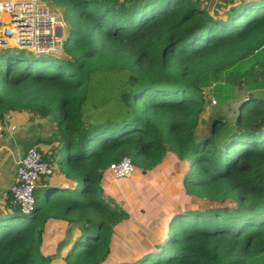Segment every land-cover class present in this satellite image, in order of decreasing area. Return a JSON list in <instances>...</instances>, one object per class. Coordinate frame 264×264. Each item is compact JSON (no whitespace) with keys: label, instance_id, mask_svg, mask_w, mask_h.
<instances>
[{"label":"trees","instance_id":"1","mask_svg":"<svg viewBox=\"0 0 264 264\" xmlns=\"http://www.w3.org/2000/svg\"><path fill=\"white\" fill-rule=\"evenodd\" d=\"M43 1L62 11L66 57L1 50L0 122L13 111L54 121L51 161L77 188L41 178L32 215L0 216V264H264V99L249 94L264 90V0ZM115 71L130 73L128 106L127 77L105 75ZM239 91L231 122L222 110ZM211 96L220 107L203 136ZM124 158L137 182L160 172L135 206L157 217L150 230L105 199ZM128 179L134 204L142 192Z\"/></svg>","mask_w":264,"mask_h":264},{"label":"built area","instance_id":"2","mask_svg":"<svg viewBox=\"0 0 264 264\" xmlns=\"http://www.w3.org/2000/svg\"><path fill=\"white\" fill-rule=\"evenodd\" d=\"M6 14L4 30L0 35V49H11L9 41L15 48L29 51L36 55H56L62 49L65 40L61 37L60 28L64 23L61 16L42 0L3 1L0 0L1 16ZM214 104L217 101L211 98ZM7 117L0 122V137L12 134L17 127L7 124ZM53 164L46 160L38 148L28 149L19 162L17 175L10 188V201L22 215H32L36 208L35 191L41 178H49L55 174ZM109 172L114 180H124L132 176L134 167L131 159L124 158L113 163Z\"/></svg>","mask_w":264,"mask_h":264},{"label":"crops","instance_id":"3","mask_svg":"<svg viewBox=\"0 0 264 264\" xmlns=\"http://www.w3.org/2000/svg\"><path fill=\"white\" fill-rule=\"evenodd\" d=\"M3 1L17 2V1H25V0H3ZM46 3L49 4L48 2ZM49 6L52 7L50 4ZM53 9L62 18V11L58 8H53ZM5 16L7 15L4 14L1 16L2 18L0 23V30L2 31V33L4 30L5 22H8V20H5ZM60 34L63 40H66L68 34V27L63 25V27L60 28ZM13 46H14V42H12L11 49H17ZM58 50H59L58 56L60 55L61 57H66V55L63 54V49H58ZM256 91H264V90H256ZM89 112H90L89 116L96 117V115L100 111L96 108H92ZM6 115H8L7 124L10 126L17 127V131L12 134L9 133L4 135L3 137H0V216H11V214H13V210L9 208V203L11 202L10 188L15 181L19 162L23 159L28 149L32 147L38 148L39 151L43 154V156L51 164L54 165L56 172H58L59 175H54L51 177V184H53L54 186H60L61 188L64 189L71 188V190H75L77 188V184H74L70 187L68 183L63 182L62 179L63 175L59 173L58 165L55 162L51 161L52 160L51 156L53 155L57 156L62 147V145L59 142L60 134L57 131L54 121H52L50 118L41 117L37 113H31L28 111H23V112L13 111ZM90 119H92V117ZM109 179L110 181H114L111 178ZM115 181H119V180H115ZM108 187H109L108 183L103 185L106 196L107 193L109 192ZM121 194H122L121 192H119L118 194L114 193V199L116 201L121 199L122 197Z\"/></svg>","mask_w":264,"mask_h":264},{"label":"rangeland","instance_id":"4","mask_svg":"<svg viewBox=\"0 0 264 264\" xmlns=\"http://www.w3.org/2000/svg\"><path fill=\"white\" fill-rule=\"evenodd\" d=\"M247 19H245L244 20V22L246 21ZM242 22H243V20H242ZM2 26V25H1ZM1 33H2V31L0 30V35H1ZM10 45V44H9ZM12 46V45H11ZM1 50H3V49H0V51ZM14 52L15 53H17V55H21V56H23V57H31V56H37L36 54H34V53H32V52H29V51H21V50H18V49H15L14 50ZM57 55H54V56H57V57H60V58H65V57H61L60 55L58 56V54H59V50L57 51V53H56ZM64 54V53H63ZM106 76H108L109 75V77L111 78V79H113V80H116L117 81V85H120V84H122L125 80H127L128 79V77L130 76V73L129 72H127V71H125V72H121V71H115V72H109V73H107V74H105ZM125 77H127L125 80H124V78ZM128 82V83H127ZM126 84L127 85H125L124 86V88L122 89L121 88V90H120V94H121V101H122V103H123V105H127L128 106V104H130L131 103V98H132V88H131V86L133 87L134 85H133V83L131 84V82L130 81H126ZM212 88L213 87H211L210 89H208V90H210V91H213L212 90ZM208 92V94H209V91H207ZM211 94H213V93H211ZM249 94H252L253 96H255L256 98H261V99H264V91H252V92H249ZM215 96V95H214ZM214 96H211L209 99L211 100V98H214L216 101H217V104H214L213 102H212V100H211V106H209L208 108H207V110H206V112L203 114V116H202V119L200 120V122H199V127L201 128V132L203 133V136H206V135H208L209 134V126H208V122H209V120H210V118H211V110H218L219 109V107H220V104H219V101L217 100V98L216 97H214ZM242 98H245V94H244V92H241V91H239V92H236V94H235V96H234V99H232V100H230L224 107H223V110H222V113L223 114H225V115H228L230 118H231V122H233V112L231 113V111L229 112V107L231 108V107H234L235 106V104H237ZM236 100H238L237 102H236ZM125 103V104H124ZM122 108H123V106H122ZM114 111H116V110H114V109H112V110H109V112L107 113V115H109L110 113H114ZM120 111H122V109L120 110ZM105 111H100V115H98L99 117H101V118H105V119H107L105 116H107V115H105V113H104ZM119 113V112H118ZM113 115V114H112ZM233 118V119H232ZM87 126H88V124H87ZM159 175H160V172L158 171V172H151V173H149V174H147V175H145L144 176V178L143 179H140L138 182L134 179V178H132V177H134V174L130 177V179H131V182H130V184H129V186H132V185H137V187H138V190L139 191H141L142 193L140 194L141 195V197L138 195V194H135V200H134V204L133 203H131V201L129 200V199H127V195H126V191L127 192H129V188L127 187V184H128V182H129V179H125V180H119V181H115L113 178H112V176H111V174L110 173H108V176H107V183H108V189H109V192L107 193V196L105 195V199L107 200V201H110V199H112V201H115V199H114V193L115 194H118L119 192H121L122 194V197H121V199H119V200H117V201H115V202H117L119 205H121V206H123L124 207V209L126 210V211H128V212H130L131 214H133V216H134V218H135V221H134V225H136L137 227L140 225L142 228H143V230H147V229H149L150 230V228H154L155 226H153L152 227V225H151V222L150 221H148V219L149 218H151L152 219V222H155V220H156V218L157 217H155L154 215H151V216H148L147 214H146V211H145V209H143V208H140L141 206H139V208L137 209V211H136V204L138 205L139 203H145L146 202V200L149 198V195H151L152 194V192L154 191V190H152V188H156L157 187V179H158V177H159ZM109 178H111L112 180H114V181H110V179ZM156 179V180H155ZM155 180V182H154V184H152V182ZM152 187V188H151ZM127 188V189H126ZM105 190V189H104ZM131 197H132V195H131ZM140 197V198H139ZM168 202L170 203V204H173V202H174V200H173V198H171V197H169L168 199ZM188 202L190 201V198H187L186 199ZM185 203V202H184ZM157 204V203H156ZM161 208H165V206L164 205H162L161 206ZM155 212H156V214H159L160 215V211L159 210H155ZM19 214H15V213H13L11 216H21L22 214L20 213V212H18ZM11 216H6V217H11ZM15 218V217H14ZM16 219V218H15ZM13 222H15V221H10L9 223H13ZM55 232H57L56 230H57V226H54L53 228H52ZM2 232H3V230H2ZM58 233V232H57ZM134 234H132V233H130V234H128V236L130 237V238H133L132 236H133ZM154 236H152V237H148V239H152ZM68 238H69V233H68ZM65 239V238H64ZM67 239V238H66ZM122 240L124 239V241L126 242V241H128V242H130L128 239H127V237H122L121 238ZM68 240V239H67ZM67 240L66 241H64V242H62V243H60L59 245H58V247L56 248V253H57V256H59L60 255V252L62 251V248L65 246V244H66V242H67ZM127 244V246H126V249H130L131 247H130V243L128 244V243H126Z\"/></svg>","mask_w":264,"mask_h":264},{"label":"bare ground","instance_id":"5","mask_svg":"<svg viewBox=\"0 0 264 264\" xmlns=\"http://www.w3.org/2000/svg\"><path fill=\"white\" fill-rule=\"evenodd\" d=\"M5 20H9V19H8V16H5ZM11 41H12V40L9 41V44H10ZM12 42H13V41H12Z\"/></svg>","mask_w":264,"mask_h":264},{"label":"water","instance_id":"6","mask_svg":"<svg viewBox=\"0 0 264 264\" xmlns=\"http://www.w3.org/2000/svg\"><path fill=\"white\" fill-rule=\"evenodd\" d=\"M84 223H82V225H83Z\"/></svg>","mask_w":264,"mask_h":264}]
</instances>
